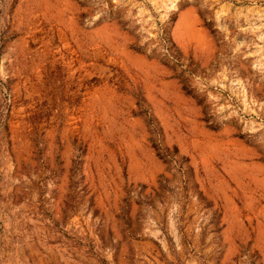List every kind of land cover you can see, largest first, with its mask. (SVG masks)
<instances>
[{
	"label": "rangeland",
	"instance_id": "1",
	"mask_svg": "<svg viewBox=\"0 0 264 264\" xmlns=\"http://www.w3.org/2000/svg\"><path fill=\"white\" fill-rule=\"evenodd\" d=\"M0 264H264V0H0Z\"/></svg>",
	"mask_w": 264,
	"mask_h": 264
}]
</instances>
